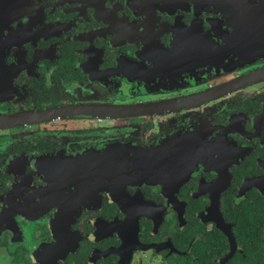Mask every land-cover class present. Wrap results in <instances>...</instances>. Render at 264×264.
Returning a JSON list of instances; mask_svg holds the SVG:
<instances>
[{
  "label": "flooded vegetation",
  "instance_id": "1",
  "mask_svg": "<svg viewBox=\"0 0 264 264\" xmlns=\"http://www.w3.org/2000/svg\"><path fill=\"white\" fill-rule=\"evenodd\" d=\"M0 264H264V0H0Z\"/></svg>",
  "mask_w": 264,
  "mask_h": 264
}]
</instances>
